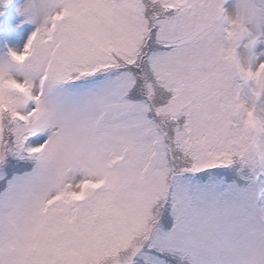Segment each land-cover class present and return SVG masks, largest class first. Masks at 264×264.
Segmentation results:
<instances>
[{
	"label": "snow or ice",
	"instance_id": "6c2138e0",
	"mask_svg": "<svg viewBox=\"0 0 264 264\" xmlns=\"http://www.w3.org/2000/svg\"><path fill=\"white\" fill-rule=\"evenodd\" d=\"M264 0H0V264H264Z\"/></svg>",
	"mask_w": 264,
	"mask_h": 264
},
{
	"label": "rangeland",
	"instance_id": "374dc122",
	"mask_svg": "<svg viewBox=\"0 0 264 264\" xmlns=\"http://www.w3.org/2000/svg\"><path fill=\"white\" fill-rule=\"evenodd\" d=\"M252 51L257 55L259 60H264V34L257 38Z\"/></svg>",
	"mask_w": 264,
	"mask_h": 264
}]
</instances>
